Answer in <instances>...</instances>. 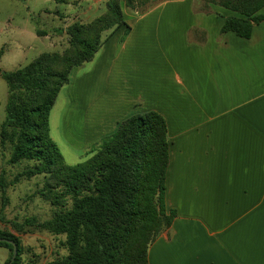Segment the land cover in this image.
<instances>
[{"label":"crops","instance_id":"1","mask_svg":"<svg viewBox=\"0 0 264 264\" xmlns=\"http://www.w3.org/2000/svg\"><path fill=\"white\" fill-rule=\"evenodd\" d=\"M201 9L194 0L165 2L136 18L123 42V30L108 39L91 77L78 81L77 122L95 139L133 115L165 119V202L176 217L150 246L149 264H264V23L248 40L221 35L236 14ZM211 21L219 38L207 39Z\"/></svg>","mask_w":264,"mask_h":264},{"label":"trees","instance_id":"2","mask_svg":"<svg viewBox=\"0 0 264 264\" xmlns=\"http://www.w3.org/2000/svg\"><path fill=\"white\" fill-rule=\"evenodd\" d=\"M130 9L143 14L157 0H123ZM202 11L211 13L215 5L236 15L227 16L220 34L234 33L250 39L254 26L264 23V0H198ZM118 30L122 42L132 27L116 0L107 3V12L92 23L75 22L64 32L69 50L65 54L44 53L23 68L0 75L8 88L5 118L0 126V142L12 143L9 164L34 162L15 177L48 175L43 196L54 206L70 197L72 208L57 213L38 227L55 235H65L68 256L49 264H149L148 251L170 228L176 212L167 210L166 176L169 165L167 124L161 114L149 111L120 122L115 132L85 162L70 166L50 135L49 119L61 90L70 83L72 72L91 62L104 43ZM109 32L104 38L103 33ZM3 176L0 192L6 201ZM30 221V220H29ZM35 221H30L33 224ZM22 263L20 243L12 234L0 231V248Z\"/></svg>","mask_w":264,"mask_h":264},{"label":"rangeland","instance_id":"3","mask_svg":"<svg viewBox=\"0 0 264 264\" xmlns=\"http://www.w3.org/2000/svg\"><path fill=\"white\" fill-rule=\"evenodd\" d=\"M109 1L111 0H0V70L10 72L23 68L44 53L65 54L70 45L64 30L75 22L92 23L107 12ZM116 1L120 4L125 20L130 26H134L136 18L172 0H157L151 3L150 10L145 14L141 9L128 8L123 0ZM194 1L198 9L203 7L202 2ZM159 13L154 17L151 16L147 21L155 22ZM167 14L172 13L166 11L163 19L168 16ZM145 25L148 26L142 24L139 29ZM216 28V21H211L206 29L207 39H210V36L219 38L220 31L213 34ZM192 30H194L193 26L189 28V31L193 32ZM194 32H196L195 38H201L199 31ZM108 33L104 32L103 38ZM187 39H190L188 35ZM103 48L104 46L91 62L83 64L72 72L70 83L61 90L50 114V135L60 149L65 162L70 166L88 160L106 138L112 135L87 139L77 122L84 120L82 116L84 107L81 103L78 105L75 93L78 81L88 80L91 77L103 55ZM122 50L119 44L116 54L122 53ZM204 61L206 59L202 60L206 64ZM193 64V59L185 60L186 67H191ZM122 76L125 77V74L123 73ZM112 81L106 82L108 84L105 87H108L109 91H114L117 86ZM7 96V84L0 75V126L5 118ZM12 152V143L7 142L2 145L0 142V177L2 175L7 184L6 201H3L0 192V231L12 234L18 239L23 264H49L68 256L69 253L64 247L66 236L52 234L38 227V223L51 220L57 213L70 210L72 200L67 197L63 200V205L57 207L49 197L43 196L48 175L34 176L30 179L21 178L13 184L15 177L34 162L11 165L9 160ZM29 220L35 222L30 224ZM10 256L11 252L8 249L0 248V264H5Z\"/></svg>","mask_w":264,"mask_h":264},{"label":"water","instance_id":"4","mask_svg":"<svg viewBox=\"0 0 264 264\" xmlns=\"http://www.w3.org/2000/svg\"><path fill=\"white\" fill-rule=\"evenodd\" d=\"M10 243L13 246V256L9 264H13L14 260L16 259L18 255V246L15 241H9V240H4Z\"/></svg>","mask_w":264,"mask_h":264}]
</instances>
